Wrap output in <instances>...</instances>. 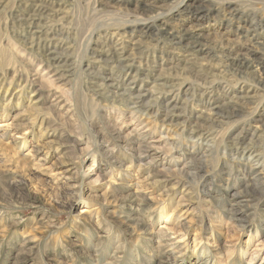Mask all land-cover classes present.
<instances>
[{"label":"rangeland","instance_id":"rangeland-1","mask_svg":"<svg viewBox=\"0 0 264 264\" xmlns=\"http://www.w3.org/2000/svg\"><path fill=\"white\" fill-rule=\"evenodd\" d=\"M23 2L0 0V264H264V157L247 159L231 147L239 143L264 153V72L257 60L250 68L227 67L219 58L168 51L163 36H180L194 18L168 19L159 34L131 35L126 31L139 27L146 12L136 1L56 0L42 22L62 26L70 49L52 54L31 48L13 18L21 16ZM172 2H154L163 5L156 13L170 12ZM105 29L118 30L113 38L124 39L128 57L148 54L134 83L110 86L117 94L127 89L131 97L140 95V107L121 95L92 93L101 77L117 84L109 78L119 74L114 64L94 61L92 48L107 41ZM225 30L204 29V50L239 45L254 57L264 53V41L253 45L243 29ZM58 53L71 57L70 67H63L72 70L67 85L41 80L35 95L19 90V79L51 80L44 61ZM257 77L262 83L237 99L246 93L236 87L254 85ZM167 79L184 80L183 89L189 88L178 95L171 123L148 111L172 98L161 101ZM227 80L237 96L228 93L217 102L243 101L236 112L214 118L194 103L193 92ZM134 107L139 110L132 116ZM134 121L151 123L144 143L157 146L156 153L128 140ZM246 161L257 173L244 178L231 171ZM229 201L249 211L244 221L229 219Z\"/></svg>","mask_w":264,"mask_h":264},{"label":"bare ground","instance_id":"bare-ground-1","mask_svg":"<svg viewBox=\"0 0 264 264\" xmlns=\"http://www.w3.org/2000/svg\"><path fill=\"white\" fill-rule=\"evenodd\" d=\"M23 2L25 7L23 8L21 12V16L14 15L13 18L20 21L23 25V32L24 36L29 35V39L31 42V48L36 47V50L42 49L45 50L48 53H55L57 48L61 49H70L69 46H65L66 39L62 37L64 35V28L61 26L56 25H46L43 23L44 17L47 15L49 11L54 12L52 5L53 3H57L56 0H20ZM105 1L107 2H113L115 4L116 2H130V1H136L137 6L139 8L145 10L143 11L144 16V22L137 27L134 25V27L128 29L129 31H126L127 33L130 32V34H134L135 32H138L141 36L142 34H149L151 30H155L156 33H162L164 31V26L167 23L168 19H177L181 16L186 17L187 20L189 19H195L194 23L190 27V30H186V28H180V31L182 34L178 37H174L172 33L171 35L163 36V45L168 46V51H171L174 48H179L184 50L185 55L191 56L193 59H202L204 60V57L210 58H219L223 64V66L227 67H244V68H250L251 61L253 59L257 60V65L261 66V70L264 72V53H262L261 56L254 57V51L252 49L242 47L239 45H219V46H211L207 50H204L203 46H205L201 42L202 32L204 29L208 27H221L224 25L226 28L225 32H233L234 34H238L240 30H244L245 34L244 37H247L249 40H251L252 44L254 43H263L264 41V0H169L172 2L171 11L168 13L160 12L156 13V10L160 8V6L163 5H156L154 2L159 1L160 3H164V0H96L97 3H101ZM154 1V2H153ZM103 2V4L105 3ZM151 2V3H150ZM59 5H62V3H58ZM149 14V15H148ZM205 20V21H204ZM204 22L208 23L207 25ZM57 23V22H56ZM240 29V30H239ZM105 36L108 38L107 41L104 40L105 43H99L95 42L97 45L93 46L92 51L94 52L95 62H111L114 64V68H116L118 75L112 76L113 73H110V80L117 82L116 85L114 84H106L104 81H106L107 78L101 77L103 84H98V81L96 83H92L90 87H94L92 90L93 94H101L104 95L106 93H114L117 94L118 92L116 90L110 89V86L115 87V89H119L118 83L120 85H123L125 82H128V84L134 83L136 76L139 73L141 64L144 59L147 58L148 54H146L145 50L139 51V54H141L138 58L137 57H128L125 48L126 45L123 41L120 39H115L113 36L118 33V30L110 31L109 29H105L104 32ZM187 33V35L185 34ZM122 34V33H121ZM120 35V33H119ZM31 36V38H30ZM187 38V42L185 44H182L183 38ZM24 40L27 41L28 38L24 37ZM186 48H189V50H186ZM245 48V49H242ZM60 54V53H58ZM50 55V54H49ZM71 57H69L66 54H60L55 55L52 58H50L52 61L48 58H45L46 64L48 65L47 71H49L50 75L49 77L52 78L49 80L47 77L44 79H41L42 76H36L34 79L31 78H25V79H19L20 82H18V88L21 91H28L31 92V95L37 94L39 91H41L42 85L39 84L41 80H45L51 83V81H65L64 85L68 84V81L71 79L72 76V70L70 68H63L66 66L65 64L68 62V67H70ZM70 61V62H69ZM195 67L198 66V63H194ZM232 70H237L236 68H231ZM128 76L130 78H128ZM96 78V77H95ZM99 79V80H100ZM253 82H255L254 85L247 86L248 83L246 81H243V84L241 86L236 87L240 93L244 92L243 96L238 95L236 97L237 99H244L247 98V93H251L254 91L256 86H258L260 81H263L261 77L257 78H251ZM162 87L164 86L166 88L165 91L160 93L161 101H163L164 98H166V95L172 94V98L167 100L165 103L160 104L157 108L154 107V109H149L148 111H151L155 115L162 113L163 118L161 119L165 123H171V121L174 120L176 117L172 110L174 108H177V100L178 95L181 92H188L189 88L183 89L185 86L183 81L181 79L179 80H162ZM181 81V82H180ZM155 82V80H153ZM224 85H221L220 82L215 83L213 85L207 86V87H201V91L199 94H195L193 92L192 97L197 98L194 103H199L204 110L208 108V110H212L211 115L216 118L217 116H223L229 114V110H233V112H236L238 109H240L243 105V101H229V102H222L217 100L225 94H233V96L236 95V91H232L235 87L230 84V80L223 81ZM236 82V81H235ZM123 83V84H121ZM62 84V83H61ZM163 87V88H164ZM249 87L248 89H246ZM52 88V87H51ZM88 88V87H87ZM112 88V87H111ZM235 88V90H236ZM127 89L122 90L121 95L129 102V104H132V106H141L139 104V97L140 95H135L134 97H131L129 95ZM175 91V93H174ZM117 92V93H116ZM238 93V94H240ZM58 97H63L61 94ZM159 97V98H160ZM103 98H106L104 95ZM224 98V97H223ZM222 99V98H221ZM58 100V99H56ZM185 101V100H184ZM60 102V101H56ZM226 105H229V108L226 109ZM126 107V106H125ZM129 111L133 110V108H127ZM135 110L131 111L132 116L135 114V111L139 110V108H135ZM120 115L123 116V113L120 112ZM134 118V117H133ZM213 118H208V120H212ZM45 119H41V124ZM155 120V119H154ZM162 122V123H163ZM164 124V123H163ZM133 128L131 133H129L128 140L130 139L131 144L136 145L135 147L138 149H141L142 147L146 146L149 150L153 151L154 153L157 152V146H154L153 143H147V145L144 143V138H146V134L150 133L151 131V123H143L141 124V121L137 122L134 121ZM191 131L196 132V129L199 128V126L196 127V124L191 125ZM196 127V128H195ZM119 130H117L115 133H119ZM132 136V137H131ZM205 134L199 133V137L204 138ZM126 137V138H127ZM128 144V143H126ZM130 144V146H131ZM125 145V144H124ZM129 145V144H128ZM204 147V146H203ZM207 149L209 150V145L207 144ZM230 146L226 145L225 148H229ZM232 149L234 152H237L241 154V156L246 157L247 159H250L252 155L256 157L258 160L261 157H264V153L258 152L255 150L252 146H246L239 143L231 144ZM201 148V147H200ZM264 152V150H263ZM194 160V159H193ZM248 161V160H247ZM242 162L240 164L237 163V165L231 169V171H235V174L241 173V177H250L253 173L257 171V167L254 166L252 163L249 162ZM172 162H167L168 167H170ZM230 171V172H231ZM227 173V172H226ZM257 173V172H256ZM230 174V173H229ZM254 177V176H253ZM256 177V176H255ZM254 177V178H255ZM256 179V178H255ZM261 186V185H260ZM239 191V190H238ZM261 192V191H260ZM233 196V195H232ZM260 197H264V192H261ZM250 198V197H249ZM229 201L228 204V216L229 219H232L236 222H242L244 219L249 215L247 210L239 208V205L235 202ZM239 202V201H238ZM247 203V202H246ZM242 204V203H241ZM248 204V203H247ZM252 204V203H251ZM250 204V205H251ZM246 205V204H245ZM223 207V206H222ZM161 214H164V212H161ZM164 219L165 221L168 220V215ZM165 227V225H164ZM198 246V245H197ZM257 246V245H256ZM259 246V245H258ZM163 251L159 252V260H162ZM159 261V262H160Z\"/></svg>","mask_w":264,"mask_h":264}]
</instances>
